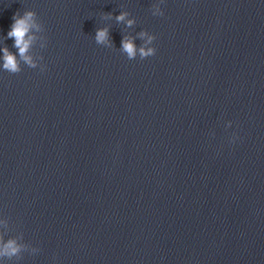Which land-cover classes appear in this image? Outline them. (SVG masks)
<instances>
[{
  "label": "water",
  "instance_id": "1",
  "mask_svg": "<svg viewBox=\"0 0 264 264\" xmlns=\"http://www.w3.org/2000/svg\"><path fill=\"white\" fill-rule=\"evenodd\" d=\"M157 3L0 0L47 41L0 69V264H264V0Z\"/></svg>",
  "mask_w": 264,
  "mask_h": 264
},
{
  "label": "clouds",
  "instance_id": "2",
  "mask_svg": "<svg viewBox=\"0 0 264 264\" xmlns=\"http://www.w3.org/2000/svg\"><path fill=\"white\" fill-rule=\"evenodd\" d=\"M163 3V0H160ZM160 3L152 6V14L154 16H162L164 13L160 7ZM129 13L122 11L115 17L118 23H125L127 27H132L135 24V19H129ZM105 18H111V14H107ZM13 23L10 26V30L7 33V38L14 41L13 47L17 49L16 53L11 52L6 46L2 51V63H0V69L7 71L10 74H17L22 71L21 62L30 68H37L38 62L31 54L33 46L38 41H43L41 47H46V37L42 35L44 32L43 24L38 20L37 14L34 11H24L23 14L17 12L13 16ZM141 39H144V44L137 48L134 43V38L125 36L121 41L122 52L126 54L129 60H133L139 55L140 59H145L155 55L156 48L151 46L156 37L149 34L147 31H141L139 33ZM95 42L98 45H105L111 47V41L109 39V30L107 27L98 28L95 32ZM43 57H40L42 60ZM41 71L44 70V66L40 65ZM23 250V246L18 244L16 239H8L4 242L3 234H0V258L11 259L18 256Z\"/></svg>",
  "mask_w": 264,
  "mask_h": 264
}]
</instances>
